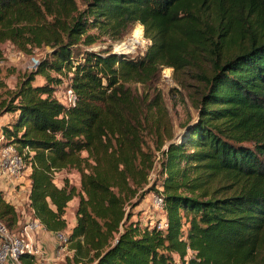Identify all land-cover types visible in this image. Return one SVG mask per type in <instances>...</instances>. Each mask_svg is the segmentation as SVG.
<instances>
[{
  "label": "trees",
  "instance_id": "trees-1",
  "mask_svg": "<svg viewBox=\"0 0 264 264\" xmlns=\"http://www.w3.org/2000/svg\"><path fill=\"white\" fill-rule=\"evenodd\" d=\"M135 23L149 40L142 54L87 47ZM6 41L49 49L13 88L0 76V114L14 115L0 134L31 151L26 205L45 231L66 229L76 198L71 264H264V0H85L80 10L74 0H0ZM163 66H192L200 88L195 119L156 146L158 184L146 186L155 155L145 135L166 120L148 88ZM60 85L72 106L56 98ZM61 170L78 174L77 189L54 183ZM148 192L161 196V229L126 210ZM0 220L9 231L18 222L1 191Z\"/></svg>",
  "mask_w": 264,
  "mask_h": 264
},
{
  "label": "rangeland",
  "instance_id": "rangeland-1",
  "mask_svg": "<svg viewBox=\"0 0 264 264\" xmlns=\"http://www.w3.org/2000/svg\"><path fill=\"white\" fill-rule=\"evenodd\" d=\"M77 8L80 10L84 7L85 0H74ZM138 25V23L133 24L119 39L111 40L108 37L101 36L99 40L95 41L91 45L87 46L92 50H100L103 48H109L111 52L126 54L130 57L137 56L142 54L143 51L147 48L149 40L143 36L142 26H140V35H133V31ZM95 30H91L94 32ZM1 57H0V76L7 88H13L17 81L21 78L23 74H26L32 71L36 66L32 65L36 60H39L45 52L49 49L47 46H41L38 48H31L28 52H23L17 50L13 45L8 41L1 44ZM126 48V49H125ZM202 67L207 69L206 62H202ZM195 70L192 66L185 67L182 69H172L171 67L163 66L160 69L159 75L149 86V97L153 95V92L157 91L161 97L164 109H165V121L159 127L157 133H148L145 135L146 143L149 145L150 149L154 152L155 163L153 169L149 172L147 180L148 183L146 186L151 183L158 184L155 180L157 179L158 171V161L157 157L159 156V150L156 149V146L161 142L160 149L164 148L168 140H178L180 135L183 133L185 128V121L190 119L189 123L195 119V110L192 107V100L197 96L198 89L200 88V83L195 78ZM50 74H53L50 72ZM44 80L39 74H35L33 77L32 84H40ZM131 90L140 93L142 90L146 89V86H141L139 83H129L128 84ZM63 86V85H62ZM60 85L55 95H59V89L62 88ZM14 118L13 114L5 113L0 114V126L10 122ZM0 134V146L4 143ZM16 146V145H14ZM17 149V147H15ZM84 154V153H82ZM30 167V166H29ZM28 168V167H27ZM26 170V169H25ZM25 170L19 175L15 176L14 180L8 181L6 178H2L5 181H8L6 186L10 190H14V187L20 191V193L15 197L14 206L17 208L18 213V222L15 226L10 228V232L14 235L22 238L25 241L30 242L32 246H36L39 250L37 255L33 256L32 264H49L47 258H45L46 252L44 244H38L34 241L26 239L27 237L23 235V226L28 224L33 220L31 212L26 205L25 196V179L26 173ZM18 183H15L17 181ZM67 180V183L73 185L76 189L78 188V174L73 171H54L53 172V181L56 185H59L63 180ZM12 187V188H11ZM159 189L158 186L156 187ZM16 191V190H15ZM155 194L153 192H148L140 201L131 199L133 202V207L129 209L126 206V210H130L131 217L130 220L138 221L141 225L147 224L148 226H154L163 216V211L157 207H154L151 203V197ZM76 200V198H74ZM74 201L73 203H68L64 211V218L66 221V229L64 230L65 234L69 232V224H71L74 218ZM69 248V244H68ZM57 249V246H56ZM54 248L53 255L57 259L56 264H71L69 262L70 257L65 252L57 253ZM70 249V248H69ZM72 254V249H70Z\"/></svg>",
  "mask_w": 264,
  "mask_h": 264
},
{
  "label": "built area",
  "instance_id": "built-area-1",
  "mask_svg": "<svg viewBox=\"0 0 264 264\" xmlns=\"http://www.w3.org/2000/svg\"><path fill=\"white\" fill-rule=\"evenodd\" d=\"M37 60L32 64L36 65ZM59 95L56 98L66 106H72L75 102V94L70 87L59 89ZM3 143V142H2ZM14 144L7 143L0 146V177L6 178L8 181L14 180L15 176H19L27 167L30 166L31 151L27 147L20 150L15 148ZM151 203L154 207L161 209L162 199L159 194H153ZM31 230L36 227L34 221L27 224ZM165 226V221H159L155 227L161 229ZM53 237L57 242V253H66L71 251L68 248V238L64 231L53 232ZM39 250L36 246H32L30 242L19 238L11 233L3 222L0 220V264H26L21 259L23 254L37 255Z\"/></svg>",
  "mask_w": 264,
  "mask_h": 264
},
{
  "label": "crops",
  "instance_id": "crops-1",
  "mask_svg": "<svg viewBox=\"0 0 264 264\" xmlns=\"http://www.w3.org/2000/svg\"><path fill=\"white\" fill-rule=\"evenodd\" d=\"M30 171V167L26 168L25 170V173H26V181H25V196H24V199L27 201V194H28V191H29V180H28V173ZM15 183H18V181L20 180H16L15 179ZM6 184H8V181H5L3 180L1 177H0V191L2 192V195H3V198L9 202L10 204L14 205V201H16V196L20 193L19 190H17L15 187H14V190H10V188H8L6 186ZM12 188V187H11ZM16 190V191H15ZM73 200L76 201L74 198L71 199L68 203H73ZM75 205H76V202H74V206H73V210L75 209ZM160 219H163L164 220V215L160 218ZM32 221H34L36 223V227H33L31 230L28 228L27 224L23 226V235H25L27 238L26 239H29L30 241H34L38 244H44V247H45V250L46 252L48 251V253L46 254L45 253V258H47L46 260H48L49 264H56L58 263L57 262V259L54 257L53 255V251H54V248L56 249V246H57V242L55 241L54 237H53V233L49 232V231H45L39 224L38 222L33 219ZM31 221V222H32ZM74 223V218L71 222V224H69V228L73 225ZM70 257L71 256V253L69 252L68 254ZM70 262V260H69ZM71 263V262H70Z\"/></svg>",
  "mask_w": 264,
  "mask_h": 264
},
{
  "label": "bare ground",
  "instance_id": "bare-ground-1",
  "mask_svg": "<svg viewBox=\"0 0 264 264\" xmlns=\"http://www.w3.org/2000/svg\"><path fill=\"white\" fill-rule=\"evenodd\" d=\"M140 33H141V31H140V26H139V24H138V25H136V27H135V29H134V31H133V35H135V36H139ZM141 34H142V33H141ZM125 49H126V48H125Z\"/></svg>",
  "mask_w": 264,
  "mask_h": 264
}]
</instances>
